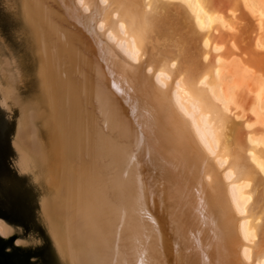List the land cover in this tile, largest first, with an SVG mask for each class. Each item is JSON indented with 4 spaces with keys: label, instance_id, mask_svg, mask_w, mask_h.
Listing matches in <instances>:
<instances>
[{
    "label": "water",
    "instance_id": "water-1",
    "mask_svg": "<svg viewBox=\"0 0 264 264\" xmlns=\"http://www.w3.org/2000/svg\"><path fill=\"white\" fill-rule=\"evenodd\" d=\"M239 0H0V264H255L264 177L195 86L264 76Z\"/></svg>",
    "mask_w": 264,
    "mask_h": 264
},
{
    "label": "rangeland",
    "instance_id": "rangeland-1",
    "mask_svg": "<svg viewBox=\"0 0 264 264\" xmlns=\"http://www.w3.org/2000/svg\"><path fill=\"white\" fill-rule=\"evenodd\" d=\"M243 5L251 19H253L252 21H255L254 24H259L264 28V0H243ZM259 46L264 49V34L260 39ZM233 64H235L234 61H228L226 64L221 65L210 96L215 103L223 107L227 105L233 106V108L239 107V109H234V111L238 112L240 120L245 121L246 113L250 114L254 121L244 123L247 131L257 128L264 130V90L260 91L262 96L258 100L257 93L255 91L252 92V85L256 80H252L253 78L251 77L253 76L250 73L245 72L240 67L233 66ZM237 102L242 103L244 109L238 106L239 103L236 105ZM251 135L249 140L254 146H258L260 143L264 144V132ZM260 161L264 172V156Z\"/></svg>",
    "mask_w": 264,
    "mask_h": 264
},
{
    "label": "bare ground",
    "instance_id": "bare-ground-1",
    "mask_svg": "<svg viewBox=\"0 0 264 264\" xmlns=\"http://www.w3.org/2000/svg\"><path fill=\"white\" fill-rule=\"evenodd\" d=\"M240 3L242 4L243 10L244 12L250 17V15L247 13V11L244 8L243 5V0H239ZM251 18V17H250ZM253 20V19H252ZM255 22V21H254ZM254 22L252 21V23L254 24ZM256 30H257V37L255 38V41L253 43V47L259 51V52H264V49L261 48L259 46L260 43V39L264 34V28L261 27L259 24H254ZM230 62V61H234L235 64H233V66L235 67H240L242 70H244L245 72H248L251 74V78H253L252 80H256V82L253 83V87H252V92H256L257 93V98L258 100L261 99L262 93L260 91L264 90V76L261 75V73L255 71L254 69H252L251 67L247 66L242 59L239 56L233 55L230 58H224L222 56L216 55L215 57V70H214V81H216V77L218 72H220V67L221 65L226 64V62ZM246 73V74H248ZM249 76V74L247 75ZM210 79L209 75L204 74V76L197 82L196 86H195V90L196 92L200 95L205 97L209 102H211L213 105H215L217 107V109L222 112L225 115H228L230 118H232L235 122H244L243 120H240V116L238 114L237 111H234V109H239L238 108H233V106H221L218 105L217 103H215V101L211 98L210 96V92L212 90V86H209L207 84V81ZM248 79V78H247ZM244 81H246L244 79ZM242 92V91H241ZM239 102H237L236 105H238ZM241 108H243L242 103H239V105ZM237 107V106H236ZM244 109V108H243ZM232 115V116H231ZM245 127V126H244ZM250 136H252L251 134H246V140H247V145L252 146L256 149L258 148H262L264 150V144L260 143L258 146H254L251 142H250ZM245 154L248 156L249 161L251 162V164L259 171V173L262 175V177H264V172L262 171V163L260 161L261 158L257 157L255 154H253L252 151H250L249 149L245 150ZM264 156V154H263ZM255 264H264V258H262L260 260V263L258 261H255Z\"/></svg>",
    "mask_w": 264,
    "mask_h": 264
}]
</instances>
